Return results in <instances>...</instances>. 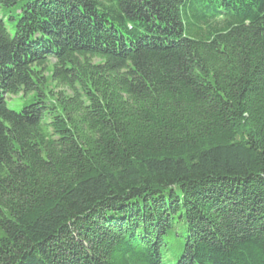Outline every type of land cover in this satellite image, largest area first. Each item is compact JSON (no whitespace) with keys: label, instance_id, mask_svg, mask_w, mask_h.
I'll list each match as a JSON object with an SVG mask.
<instances>
[{"label":"trees","instance_id":"1","mask_svg":"<svg viewBox=\"0 0 264 264\" xmlns=\"http://www.w3.org/2000/svg\"><path fill=\"white\" fill-rule=\"evenodd\" d=\"M0 264H264V0H0Z\"/></svg>","mask_w":264,"mask_h":264},{"label":"rangeland","instance_id":"2","mask_svg":"<svg viewBox=\"0 0 264 264\" xmlns=\"http://www.w3.org/2000/svg\"><path fill=\"white\" fill-rule=\"evenodd\" d=\"M29 102V98L12 97L7 98V107L12 111H20L21 108Z\"/></svg>","mask_w":264,"mask_h":264}]
</instances>
